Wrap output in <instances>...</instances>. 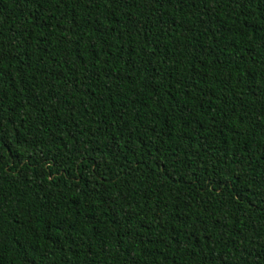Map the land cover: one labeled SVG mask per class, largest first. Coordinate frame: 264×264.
Masks as SVG:
<instances>
[{"label":"trees","instance_id":"trees-1","mask_svg":"<svg viewBox=\"0 0 264 264\" xmlns=\"http://www.w3.org/2000/svg\"><path fill=\"white\" fill-rule=\"evenodd\" d=\"M0 264H264V0H0Z\"/></svg>","mask_w":264,"mask_h":264}]
</instances>
